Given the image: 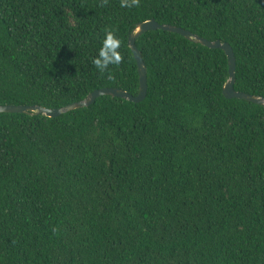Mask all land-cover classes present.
<instances>
[{"label":"trees","instance_id":"obj_1","mask_svg":"<svg viewBox=\"0 0 264 264\" xmlns=\"http://www.w3.org/2000/svg\"><path fill=\"white\" fill-rule=\"evenodd\" d=\"M0 0V105L140 91L129 37L155 20L228 43L264 98V0ZM119 65L93 64L107 32ZM142 103L0 114V264H264V106L228 58L157 30Z\"/></svg>","mask_w":264,"mask_h":264},{"label":"water","instance_id":"obj_2","mask_svg":"<svg viewBox=\"0 0 264 264\" xmlns=\"http://www.w3.org/2000/svg\"><path fill=\"white\" fill-rule=\"evenodd\" d=\"M157 30H162V31L178 34V35L183 36L187 40L200 44L204 47H207L210 49H220L224 51L228 58V64H229V80L223 90L225 97L227 99L245 100L247 102H250L256 105L264 106V98L256 97V96L249 95L246 93L237 92L235 90L234 86L236 83V75H235L236 58H235L233 48L228 43H222L221 41L212 42L198 35H194L190 31H187L183 28L176 27L173 25H161L155 20H149V21H146V22H143L137 25L136 29L129 37V47L131 48L134 54V57H135V60L138 66V72H139L140 91L137 96H133L129 94L128 92L123 91L121 89L106 88V89H101V90L93 92L87 97V99L83 101L68 105L60 109H47V108H43L40 106L0 105V114L1 113H12V114L44 115L49 118H57L66 113H69V112H72L78 109L90 107L91 105L95 103V101L99 97H102V96L120 98V99L129 101L131 103H137V104L142 103L146 99L147 92H148L147 67L143 61L141 52L137 48L136 41L145 33L150 32V31H157Z\"/></svg>","mask_w":264,"mask_h":264},{"label":"clouds","instance_id":"obj_3","mask_svg":"<svg viewBox=\"0 0 264 264\" xmlns=\"http://www.w3.org/2000/svg\"><path fill=\"white\" fill-rule=\"evenodd\" d=\"M135 2L136 0H132V3ZM121 7H131L129 0H121ZM119 49V39L111 31L107 32L98 56L92 61L93 64L100 72H104L110 65H119L122 60Z\"/></svg>","mask_w":264,"mask_h":264}]
</instances>
